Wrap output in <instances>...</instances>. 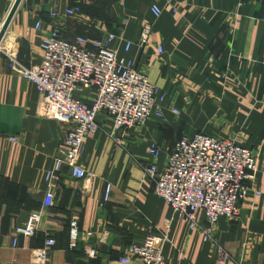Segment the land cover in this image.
<instances>
[{
    "label": "crops",
    "instance_id": "1",
    "mask_svg": "<svg viewBox=\"0 0 264 264\" xmlns=\"http://www.w3.org/2000/svg\"><path fill=\"white\" fill-rule=\"evenodd\" d=\"M14 2L0 0L1 25ZM150 3L22 1L0 45V264H40L36 252L47 238L56 242L49 264H123V258L138 262L131 246L150 234L165 233L168 264H217L203 234L191 231L154 193L143 169L150 162L152 143L161 147L157 164L163 169L175 144L199 133L233 140L258 156L256 186L261 195L242 203L237 220L220 217L216 234L233 257L228 264H264V0H162L160 18L153 16ZM56 6L62 15L53 19ZM76 6L79 14L63 15ZM146 23L152 35L143 48L138 39ZM55 29L65 40L119 35V57L132 60L168 97L165 120L151 118L115 132L121 145L111 136L112 120L100 114V128L87 138L80 160L90 177L77 180L66 169L53 183V206L44 207L46 174L75 124L40 117L36 86L12 70L9 56L17 55L30 67L41 58L43 39ZM128 42L133 43L129 51ZM86 95L83 89L77 92L91 103ZM107 183L112 184L110 200L100 208ZM33 212L42 215L40 231L34 238H20L15 248L16 228ZM198 216L203 225L204 213ZM74 217L80 218L81 244L71 250ZM92 248L97 251L93 258L88 256Z\"/></svg>",
    "mask_w": 264,
    "mask_h": 264
},
{
    "label": "built area",
    "instance_id": "2",
    "mask_svg": "<svg viewBox=\"0 0 264 264\" xmlns=\"http://www.w3.org/2000/svg\"><path fill=\"white\" fill-rule=\"evenodd\" d=\"M161 1L151 0L150 3V11L156 18H160L163 13ZM80 12L81 8L76 6L66 9L63 15L73 17ZM172 12L177 14L178 9L174 8ZM60 15L62 13L56 6L50 16L55 19ZM40 27L39 23L37 29ZM123 29V26L119 28L121 32ZM151 35L152 26L146 23L138 44L147 47ZM121 41V37L115 33H108L98 39L78 36L73 40H65L60 31L55 29L43 39L40 45L41 58L30 67H25L17 55L9 56L12 70L36 86L40 95V117L75 124L66 136L52 169L46 174L49 186L43 200L44 207L53 206V183L66 169L77 180L90 177V173L80 165V160L87 138L100 128V114L112 120L114 129L111 136L118 145L122 141L114 137L115 132L144 125L151 118L165 120L167 92L138 70L132 60L119 57ZM132 44H126L127 51ZM158 53H163L161 47ZM79 89L85 91L91 103L77 97ZM174 113L178 114L179 111L174 110ZM11 141L19 142L18 139ZM160 150L158 143H152L149 147L150 162L143 165L145 175L153 183L154 193L167 202L191 231L198 230L203 234L204 240L212 246L217 264H228L233 257L219 242L217 225L220 217L237 220L242 203L250 196L261 195L256 186L257 154L233 140L199 133L181 138L169 155L166 166L160 169L157 164ZM262 168L264 171V156ZM111 191L112 184L107 183L100 208L109 202ZM200 211L205 216L203 225L199 221ZM41 222L40 212L31 213L26 222L16 228L13 246L18 247L20 238L36 237ZM69 237L70 249H78L81 244L79 217L70 221ZM166 241L167 233L162 236L150 234L141 243L131 246V252L138 262L128 258L121 259V262L168 264L163 255ZM55 245L52 238H47L44 246L37 250L40 264L50 263V252ZM96 255V249L88 250L89 257Z\"/></svg>",
    "mask_w": 264,
    "mask_h": 264
},
{
    "label": "water",
    "instance_id": "3",
    "mask_svg": "<svg viewBox=\"0 0 264 264\" xmlns=\"http://www.w3.org/2000/svg\"><path fill=\"white\" fill-rule=\"evenodd\" d=\"M22 1L23 0H15L13 6L11 8L10 13L8 14L5 22L3 23V25H2V27L0 29V45H1L5 35L7 33L8 29H9L11 23H12V20H13V18L15 16L16 12L18 11Z\"/></svg>",
    "mask_w": 264,
    "mask_h": 264
},
{
    "label": "rangeland",
    "instance_id": "4",
    "mask_svg": "<svg viewBox=\"0 0 264 264\" xmlns=\"http://www.w3.org/2000/svg\"><path fill=\"white\" fill-rule=\"evenodd\" d=\"M2 27V26H1ZM149 77V76H148Z\"/></svg>",
    "mask_w": 264,
    "mask_h": 264
}]
</instances>
